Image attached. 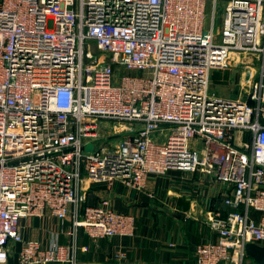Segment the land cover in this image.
I'll use <instances>...</instances> for the list:
<instances>
[{
    "label": "built area",
    "instance_id": "1",
    "mask_svg": "<svg viewBox=\"0 0 264 264\" xmlns=\"http://www.w3.org/2000/svg\"><path fill=\"white\" fill-rule=\"evenodd\" d=\"M248 54L246 91L220 95L213 72ZM171 170L227 187L193 264H249L246 243L264 242V0H0V264H108L26 240L22 219L132 235L134 215L88 191Z\"/></svg>",
    "mask_w": 264,
    "mask_h": 264
},
{
    "label": "crops",
    "instance_id": "2",
    "mask_svg": "<svg viewBox=\"0 0 264 264\" xmlns=\"http://www.w3.org/2000/svg\"><path fill=\"white\" fill-rule=\"evenodd\" d=\"M216 72L213 77L217 81ZM226 189L219 181H206L199 172L180 170L149 176L141 189L120 180L111 185L95 183L88 191V201L93 204L107 197L116 209L134 215L132 235L93 239L82 228L74 233L69 217L61 220L51 214L22 219V233L26 240L39 239L44 244L55 235L62 243L78 246L79 258L87 262L193 264L197 245L217 239L208 217L216 211L226 214ZM251 215L259 217L256 211ZM256 243L264 247V242ZM119 251L125 252L123 258L116 257ZM247 260L258 263L248 255Z\"/></svg>",
    "mask_w": 264,
    "mask_h": 264
},
{
    "label": "rangeland",
    "instance_id": "3",
    "mask_svg": "<svg viewBox=\"0 0 264 264\" xmlns=\"http://www.w3.org/2000/svg\"><path fill=\"white\" fill-rule=\"evenodd\" d=\"M220 1L218 3V9L221 8L223 5ZM220 10V9H219ZM208 12H210V8L208 7ZM220 10L219 12H221ZM219 16H217V22L215 23V31L219 28ZM48 27L52 28L54 25L53 19H50L48 21ZM94 51H98V48L95 44H93ZM257 68V59L254 55L248 54L246 56H241V59H235L232 61V64L230 67L221 69L217 71V81L214 79L212 74L211 76V87L213 89H216V91L222 95V96H229L233 95L232 97H236L237 95H240L247 89V83L246 80H249L255 76V69ZM247 96L244 95L243 98H246ZM92 143L89 144L88 148H92Z\"/></svg>",
    "mask_w": 264,
    "mask_h": 264
},
{
    "label": "water",
    "instance_id": "4",
    "mask_svg": "<svg viewBox=\"0 0 264 264\" xmlns=\"http://www.w3.org/2000/svg\"><path fill=\"white\" fill-rule=\"evenodd\" d=\"M245 252L253 257L259 264H264V247L256 242H247Z\"/></svg>",
    "mask_w": 264,
    "mask_h": 264
}]
</instances>
